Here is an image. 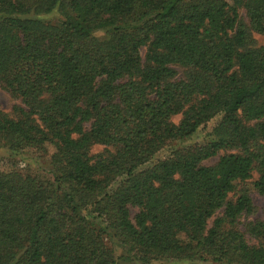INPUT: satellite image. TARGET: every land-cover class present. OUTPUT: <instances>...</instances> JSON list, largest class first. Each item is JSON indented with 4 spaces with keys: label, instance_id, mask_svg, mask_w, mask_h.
Listing matches in <instances>:
<instances>
[{
    "label": "trees",
    "instance_id": "16d2710c",
    "mask_svg": "<svg viewBox=\"0 0 264 264\" xmlns=\"http://www.w3.org/2000/svg\"><path fill=\"white\" fill-rule=\"evenodd\" d=\"M253 33L264 0H0V264H264Z\"/></svg>",
    "mask_w": 264,
    "mask_h": 264
},
{
    "label": "rangeland",
    "instance_id": "374dc122",
    "mask_svg": "<svg viewBox=\"0 0 264 264\" xmlns=\"http://www.w3.org/2000/svg\"><path fill=\"white\" fill-rule=\"evenodd\" d=\"M229 1V0H228ZM253 37L255 39V42L257 45L264 44V37L260 34L253 33ZM181 70V69H179ZM19 100L14 99L11 95H9L4 89H2L0 85V109L3 110L6 113L12 114V108L15 104H18ZM179 116L174 117L175 121H178ZM190 142H187V144ZM101 149L100 146H95L93 151H97ZM221 154V153H220ZM7 155V151L0 146V160H3L5 156ZM217 156L212 157L208 160L204 161V164L206 165H212L217 161ZM256 175L254 174V177L244 183H239L237 185V188L245 187L249 193V196L251 198L252 204H253V211L252 213L244 216L241 221H255L257 219H264V198L259 195L252 186V180ZM234 196L233 193H230V197ZM213 219V218H212ZM212 219L209 220V224L212 222Z\"/></svg>",
    "mask_w": 264,
    "mask_h": 264
}]
</instances>
